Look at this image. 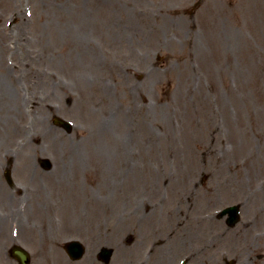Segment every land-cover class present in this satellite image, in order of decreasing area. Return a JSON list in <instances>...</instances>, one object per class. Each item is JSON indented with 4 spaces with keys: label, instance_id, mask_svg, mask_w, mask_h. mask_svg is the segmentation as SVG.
<instances>
[{
    "label": "rangeland",
    "instance_id": "obj_1",
    "mask_svg": "<svg viewBox=\"0 0 264 264\" xmlns=\"http://www.w3.org/2000/svg\"><path fill=\"white\" fill-rule=\"evenodd\" d=\"M4 72L0 264H264V0H0Z\"/></svg>",
    "mask_w": 264,
    "mask_h": 264
},
{
    "label": "bare ground",
    "instance_id": "obj_2",
    "mask_svg": "<svg viewBox=\"0 0 264 264\" xmlns=\"http://www.w3.org/2000/svg\"><path fill=\"white\" fill-rule=\"evenodd\" d=\"M4 70V69H2ZM6 72V70H4ZM5 72L3 74L0 75V105H2L3 103H5L6 105L10 104L11 106H13V101L15 102V100L17 101L19 97H17V94L14 92L13 89L10 88V86L8 84H6V82L4 81V75L9 77L7 74H5ZM2 76V77H1ZM64 170H60L59 173L58 171L56 172V176L60 179V178H63L65 175H64ZM102 183L104 184H107L108 181L107 180H103ZM108 189V188H107ZM79 196L77 190L75 189V192H70L68 193V195H64V201L63 203L67 202V201H71L73 202L72 200L73 199H76L77 197ZM71 199H70V198ZM89 201L91 204L94 203L93 199L89 198ZM169 263V261H168ZM246 261L242 264H245ZM165 264V263H164ZM212 264H216L215 261L213 260L212 261ZM256 264H258L256 262Z\"/></svg>",
    "mask_w": 264,
    "mask_h": 264
},
{
    "label": "water",
    "instance_id": "obj_3",
    "mask_svg": "<svg viewBox=\"0 0 264 264\" xmlns=\"http://www.w3.org/2000/svg\"><path fill=\"white\" fill-rule=\"evenodd\" d=\"M57 122L62 123L68 128V124L61 122L60 120H57ZM226 211H229L230 213V218H229V223L233 224L237 220V215H236V208L235 207H230L226 209ZM13 255L17 258L19 264H28V254L22 250V249H17L13 252Z\"/></svg>",
    "mask_w": 264,
    "mask_h": 264
}]
</instances>
